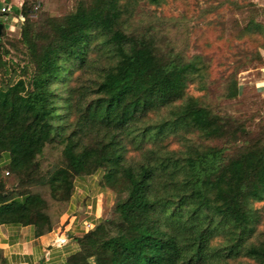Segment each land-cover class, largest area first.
Returning <instances> with one entry per match:
<instances>
[{
  "label": "trees",
  "instance_id": "16d2710c",
  "mask_svg": "<svg viewBox=\"0 0 264 264\" xmlns=\"http://www.w3.org/2000/svg\"><path fill=\"white\" fill-rule=\"evenodd\" d=\"M199 1L74 0L36 17L37 0L8 1L25 63L6 80L0 52V224L49 233L77 179L100 173L116 200L68 264H264V124L217 110L239 71L263 64L264 22L246 0ZM222 7L250 14L221 26L217 72L179 37ZM47 146L59 160L43 167Z\"/></svg>",
  "mask_w": 264,
  "mask_h": 264
},
{
  "label": "rangeland",
  "instance_id": "374dc122",
  "mask_svg": "<svg viewBox=\"0 0 264 264\" xmlns=\"http://www.w3.org/2000/svg\"><path fill=\"white\" fill-rule=\"evenodd\" d=\"M245 1V0H243ZM246 2L254 3L259 11L257 16L258 20L264 22V0H246ZM209 3L216 4L214 1H199L198 10L206 8ZM74 0H37L34 6V10L30 14L31 17H36L37 12L40 9L46 10L53 15H60L70 8H72ZM2 2L0 1V7ZM174 11L182 12L184 5L177 3L174 5ZM7 16L11 12H6ZM6 14L3 13L5 16ZM250 14L249 8L241 10H229L222 7L217 12L207 14L205 18H199V14L192 15L193 19L187 20L188 34L185 36L183 27L180 28L179 39L185 40L188 38V51L190 53L206 52L214 57V65L218 67L217 72L221 70L219 66L220 62L228 63L229 59L226 57L230 54L228 48L222 44V41L216 39L219 34L221 26L226 27L224 36H228L231 20L236 18L240 23L244 24ZM223 21V24H217L213 28L207 24L208 20ZM24 18H18L17 20H4L0 15V22L4 24L3 35L0 38V52H2L4 61L7 62V73L2 74V77L6 80H16L21 76V67L25 63L22 44L20 43V26ZM217 21V22H218ZM216 22V23H217ZM220 23V22H218ZM221 49H220V48ZM7 49L8 54H3V50ZM264 60L263 64L259 67H247L239 71L238 78V95L233 99L220 100L217 104V110L220 113H229L235 116H239L246 121L247 128L252 131H258L264 124ZM60 148L53 149L51 146H47L42 159L43 167L48 166L51 163H55L59 160ZM5 176L6 173H4ZM110 191V192H109ZM103 197V217L107 216L114 205L116 200L115 193L109 189ZM108 198L106 199V197ZM90 226L89 223L86 224Z\"/></svg>",
  "mask_w": 264,
  "mask_h": 264
},
{
  "label": "crops",
  "instance_id": "0c3cea01",
  "mask_svg": "<svg viewBox=\"0 0 264 264\" xmlns=\"http://www.w3.org/2000/svg\"><path fill=\"white\" fill-rule=\"evenodd\" d=\"M0 1L2 18L17 20L19 16L11 11L9 0ZM2 7L11 14L4 16ZM262 53L264 60V50ZM100 177L97 173L77 179L69 209L47 234H37L32 225L0 224V264H68V257L79 250L77 238L103 217V197L109 189L100 186Z\"/></svg>",
  "mask_w": 264,
  "mask_h": 264
},
{
  "label": "built area",
  "instance_id": "2783aa9c",
  "mask_svg": "<svg viewBox=\"0 0 264 264\" xmlns=\"http://www.w3.org/2000/svg\"><path fill=\"white\" fill-rule=\"evenodd\" d=\"M6 11H7V8H6V7H2V8H1V12H2V13L6 14ZM5 16L7 17V14H6ZM19 18L22 19L23 17H22V16H19ZM6 174H8V172H6Z\"/></svg>",
  "mask_w": 264,
  "mask_h": 264
},
{
  "label": "water",
  "instance_id": "95a60500",
  "mask_svg": "<svg viewBox=\"0 0 264 264\" xmlns=\"http://www.w3.org/2000/svg\"><path fill=\"white\" fill-rule=\"evenodd\" d=\"M3 24L0 22V33L2 32Z\"/></svg>",
  "mask_w": 264,
  "mask_h": 264
}]
</instances>
